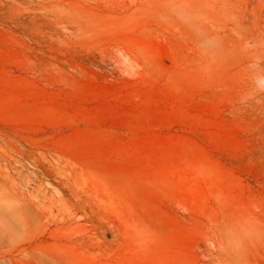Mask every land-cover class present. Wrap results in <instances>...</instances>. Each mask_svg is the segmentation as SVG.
Instances as JSON below:
<instances>
[{
	"label": "rangeland",
	"instance_id": "374dc122",
	"mask_svg": "<svg viewBox=\"0 0 264 264\" xmlns=\"http://www.w3.org/2000/svg\"><path fill=\"white\" fill-rule=\"evenodd\" d=\"M0 155L60 264H264V0H0Z\"/></svg>",
	"mask_w": 264,
	"mask_h": 264
},
{
	"label": "bare ground",
	"instance_id": "6f19581e",
	"mask_svg": "<svg viewBox=\"0 0 264 264\" xmlns=\"http://www.w3.org/2000/svg\"><path fill=\"white\" fill-rule=\"evenodd\" d=\"M198 9L196 8V12L202 11ZM3 161L4 163L0 159V264H19L20 257L11 255L15 250L25 254L30 260L37 261L38 264H60L56 256L47 254L41 248L29 250L24 247L19 233L28 220L34 222L40 218V211L45 210L53 215L54 210L51 207L53 198L47 194L43 175L35 172L25 174L15 164L22 165V159L10 156ZM249 232V229L236 226L225 229L224 241L227 252L225 258L228 261L233 260V255L237 257L240 254L238 245L247 238Z\"/></svg>",
	"mask_w": 264,
	"mask_h": 264
}]
</instances>
